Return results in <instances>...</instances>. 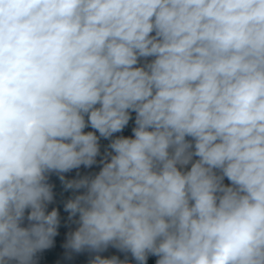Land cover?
<instances>
[{
    "label": "clouds",
    "instance_id": "9594fccd",
    "mask_svg": "<svg viewBox=\"0 0 264 264\" xmlns=\"http://www.w3.org/2000/svg\"><path fill=\"white\" fill-rule=\"evenodd\" d=\"M53 174L69 260L264 264V0H0V264L52 248Z\"/></svg>",
    "mask_w": 264,
    "mask_h": 264
},
{
    "label": "trees",
    "instance_id": "16d2710c",
    "mask_svg": "<svg viewBox=\"0 0 264 264\" xmlns=\"http://www.w3.org/2000/svg\"><path fill=\"white\" fill-rule=\"evenodd\" d=\"M134 115L135 114L133 113V121H130L129 126L122 133L123 135L130 136L132 134L131 129L132 127H134ZM107 143L108 141H104V140L101 141V152L102 153L104 149L106 148ZM81 169H84V168L81 167ZM84 170H88L89 172L99 171V165H94L92 169H84ZM65 175H66V178H72L73 176V175H68V174H65ZM65 199L67 198L64 197L63 201ZM63 201H62V204H63ZM53 204H54V207H58L61 210V227L58 230L59 232L58 236L54 238V244L52 248L47 249L44 252L38 254L39 264H88L89 260L94 255L92 253L84 252L80 254H72L71 259L70 260L67 259L68 253L66 252L64 247L61 246L62 237L63 235H65V233L67 234L69 231L74 230L76 225L67 220V213L63 212L62 205L56 204L55 201ZM103 256L110 257L107 255H103ZM119 257L121 259L125 258V256L124 257L119 256ZM129 259H131L130 256H129ZM148 264H155V262H148Z\"/></svg>",
    "mask_w": 264,
    "mask_h": 264
},
{
    "label": "rangeland",
    "instance_id": "374dc122",
    "mask_svg": "<svg viewBox=\"0 0 264 264\" xmlns=\"http://www.w3.org/2000/svg\"><path fill=\"white\" fill-rule=\"evenodd\" d=\"M79 171L81 175H86L89 174L91 172H89L88 170H84V169H79V170H73V176L72 178L75 177L76 172ZM50 182L53 183L55 185L54 187V193L56 194V204L62 205V201L65 198H69L71 193L70 192H65L63 190L62 185L60 184L58 177L55 176H51L50 177ZM54 207V204L49 206V210H51V208ZM66 238H67V234L65 233V235H63L62 237V247L63 244L66 242ZM103 255H107V256H112V255H117V256H121L124 257L125 254L119 252L118 250L114 249V248H109L107 251H105L104 253H102ZM155 257H149V261L148 262H155Z\"/></svg>",
    "mask_w": 264,
    "mask_h": 264
},
{
    "label": "built area",
    "instance_id": "2783aa9c",
    "mask_svg": "<svg viewBox=\"0 0 264 264\" xmlns=\"http://www.w3.org/2000/svg\"><path fill=\"white\" fill-rule=\"evenodd\" d=\"M68 175H73V172H71V173H67ZM52 176H55V174H53Z\"/></svg>",
    "mask_w": 264,
    "mask_h": 264
},
{
    "label": "crops",
    "instance_id": "0c3cea01",
    "mask_svg": "<svg viewBox=\"0 0 264 264\" xmlns=\"http://www.w3.org/2000/svg\"><path fill=\"white\" fill-rule=\"evenodd\" d=\"M227 183V181H225Z\"/></svg>",
    "mask_w": 264,
    "mask_h": 264
}]
</instances>
